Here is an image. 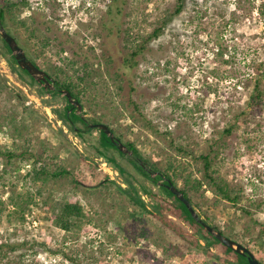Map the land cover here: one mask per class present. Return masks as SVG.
Listing matches in <instances>:
<instances>
[{
	"label": "rangeland",
	"instance_id": "374dc122",
	"mask_svg": "<svg viewBox=\"0 0 264 264\" xmlns=\"http://www.w3.org/2000/svg\"><path fill=\"white\" fill-rule=\"evenodd\" d=\"M108 2L0 0V8L7 11L6 30L25 55L52 81L71 84L78 93L79 114L87 122L107 125L162 172L184 167L200 181V157L210 155L216 176L241 189L238 207L252 215L203 186L193 200L198 216L261 256L264 102L256 110L246 104L259 65L264 91V19L258 12L264 0H187L138 58L132 84L117 78L104 59L113 48L102 28ZM176 2L128 0L118 50L125 54L128 38L150 34ZM236 3L240 10L234 12ZM42 87L12 71L0 55V245L19 246L0 254V264H234L221 245L208 252L194 248L135 207L122 191L125 180L148 208L158 197L142 194V185L156 195L159 186L114 152L125 170L120 175L97 154L98 132L70 131L54 113L65 107L64 96L41 94ZM242 112L248 116L240 119ZM228 126L234 130L225 135ZM40 168L69 176L36 181ZM176 185L184 187L181 180ZM65 204L78 205L83 215L71 219L69 231L54 224ZM180 225L191 241L193 231Z\"/></svg>",
	"mask_w": 264,
	"mask_h": 264
},
{
	"label": "trees",
	"instance_id": "16d2710c",
	"mask_svg": "<svg viewBox=\"0 0 264 264\" xmlns=\"http://www.w3.org/2000/svg\"><path fill=\"white\" fill-rule=\"evenodd\" d=\"M127 1L128 0H109L104 15L102 28L105 31V36L110 41V47H113L112 50H110V55L104 58L106 60V64H110L112 66V69L116 73L117 78H122L124 79V81H129V83L132 84L134 72L138 66V58L144 54V52L148 49L150 43L158 40L162 36L164 28L167 27L173 17H177L183 12L187 5V0H177L173 11L169 14H166L164 18H162V20L158 22L156 28L150 34H147L146 36L137 40H130L128 38L125 41L127 44V52L125 54H122L118 50V40L122 36V20L124 18V9L127 5ZM239 10V3H236L234 5V12H237ZM258 12L259 16L264 19V6L262 4L260 5ZM6 19L7 11L0 8V20L5 30ZM6 31L17 42L15 35H13V33L9 30ZM1 44L2 46L0 48V55L5 58L12 71L26 76L31 83H35V81L27 74L26 71L21 70L17 66V62L11 55V51L2 40ZM26 55L28 56L27 58L37 68L40 69L39 65L35 63L28 54ZM259 69H261V65L254 67L253 74L255 75V78L253 82V88L252 92L248 96V102L246 104L249 110L259 109L264 102V91L261 88V74H259ZM41 86L43 85L41 84ZM52 86V90H46L44 87L40 88L41 94L48 93L51 96L55 97L59 96L61 94V91L63 90L68 91L72 98L77 101L83 109V103L81 99H79L78 93H75L74 89L71 87V84L60 83L56 80L52 82ZM64 101L65 107L61 111L54 110V113L58 115L60 121L63 122L70 131L75 133L77 136H81L83 133H91L92 131L98 132L99 138L97 140V154L101 156L106 162L111 164L112 167L120 175H124L125 170L121 168V166L117 163L115 157L113 156L114 152L117 153L120 157H127L133 169L142 178H144L150 184L159 186L158 188L160 195H156L146 184L142 185V194L150 197V199L158 197V199L156 198V203H153L150 208H148L144 200L141 198L139 191L131 181L125 180L127 189H124L122 191L128 197L130 202L141 212L150 215L152 218L157 220L164 228L172 232L187 244L191 245L194 248H201L204 252H208V249L213 248L215 244L221 245L212 235L207 233L197 222L193 220L187 208L165 188V180L170 181L176 188H178L176 185V181L181 180L184 183V187L178 188V190L190 202L194 209L197 208L193 201L194 197L199 191H201L202 187L205 186V188L207 189L205 192H210L214 196V198L229 203L237 210L242 211L243 214L251 217V212H249L246 208L240 206L238 207V205L242 201L241 189H238L236 186L230 185L229 183L216 176V173L213 170V159L210 157V155L200 157V161L202 164L200 170V181L196 180L193 174H186L184 167L171 168L170 171L167 172L159 171L153 164H150L147 160L143 159L136 147L131 143H126L124 145L126 149L132 153V156H124L110 141L109 137L106 136L102 131L89 129L88 127L89 124L102 123H100L99 121H92L91 123L87 122V120L83 118V114L77 113L76 107L72 106V104H70L65 97ZM133 108L137 110V107L134 104ZM238 116L241 119L242 117H247L248 113L242 112L239 113ZM78 125H81L83 129L77 128ZM233 130L234 126H228V128H226L223 133L225 135H230ZM110 131L112 132V134H114V131L112 129H110ZM214 144L218 143L215 142ZM6 156L9 159L10 157H12V154L10 155L7 153ZM67 176H69V173L65 170H61L55 173H48L45 172L44 169L40 168L39 170L34 171V179H36V181H41L42 179L46 178L48 179V177L50 179H58L60 177ZM159 182L161 184H158ZM74 184H78V182L74 181ZM82 217V209L78 205L65 204L60 208L57 216L54 218V224L63 231H69L70 227L73 226V224L71 223V219L73 218L74 221H79ZM170 217L176 219L180 224L186 225L193 231L194 236L191 237V241H187L189 236L188 233L181 227L178 222L173 221ZM260 227V233L263 236L264 225H261ZM220 233L229 239L232 238L230 237V235H226L223 232ZM201 242L203 243L202 246L200 244ZM235 242L241 244L238 242V240H236ZM221 247L224 249L225 253L234 257V264H248L246 257L235 254L232 250L225 248L222 245ZM18 249L19 246L15 244H1L0 254L3 258L7 254L6 252L13 253ZM255 259L259 264H262V261L264 260V249L263 251H261V256L255 257Z\"/></svg>",
	"mask_w": 264,
	"mask_h": 264
},
{
	"label": "water",
	"instance_id": "95a60500",
	"mask_svg": "<svg viewBox=\"0 0 264 264\" xmlns=\"http://www.w3.org/2000/svg\"><path fill=\"white\" fill-rule=\"evenodd\" d=\"M0 38L1 40L8 46L11 51V55L14 57L17 62V66L27 72V74L38 84H42L45 89H53L51 78L42 70L37 68L25 55L24 51L20 48L16 40L7 33L4 27L1 24L0 20ZM61 95H63L67 101L72 104V106L76 107L77 112L82 111V106L75 101L68 91H61ZM89 129H96L102 131L106 136L109 137L110 141L114 144V146L121 152L124 156H132V153L126 149V147L114 137L110 129L104 124H89ZM166 181L165 188L171 192L188 210L191 217L195 222H197L207 233L212 235L222 246L232 250L235 254H238L242 257H246L248 264H259L254 255L241 244L236 243L235 241L225 237L219 231H217L214 227L208 225L204 222L197 214L196 210L192 207L190 202L183 196V194L176 188L170 181Z\"/></svg>",
	"mask_w": 264,
	"mask_h": 264
}]
</instances>
